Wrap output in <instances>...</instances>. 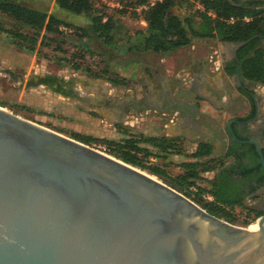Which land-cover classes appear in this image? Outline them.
<instances>
[{"label":"water","instance_id":"water-1","mask_svg":"<svg viewBox=\"0 0 264 264\" xmlns=\"http://www.w3.org/2000/svg\"><path fill=\"white\" fill-rule=\"evenodd\" d=\"M255 222L249 231L214 217L149 174L0 107V264H264V215Z\"/></svg>","mask_w":264,"mask_h":264},{"label":"trees","instance_id":"trees-1","mask_svg":"<svg viewBox=\"0 0 264 264\" xmlns=\"http://www.w3.org/2000/svg\"><path fill=\"white\" fill-rule=\"evenodd\" d=\"M148 1L119 0L122 10L117 13L124 14L128 8L145 5ZM54 4L64 12L86 17L88 26L72 27L52 14L48 15L23 6L19 0H0V16L9 19L15 29L6 31L0 26V32L9 35L18 43L28 41L33 47L37 43L38 32L44 30L46 33H58V29L64 27L73 29L79 40L91 39L104 47H114L122 30L115 15L106 13L103 7H96L89 0H54ZM178 4H187L190 8L198 4L203 11L193 10L189 15L179 17L171 13V9ZM263 5L257 0H162L143 12L146 27L132 32L126 42V51L164 55L187 47L194 40H217L221 43L239 44L251 39L237 51L239 72L243 80L264 86V50L258 45L264 36ZM21 29L31 30L34 34L27 37L20 33ZM50 79L52 82L57 80ZM72 138L87 146L104 145L109 156L150 175L169 179L173 188L208 214L228 223L236 222L233 207L237 204L228 199L220 183H211L201 177V174L213 169L211 161L203 160L210 154V147L207 144H198L194 153L189 156L191 161L180 164L182 173L168 178L163 169L166 165L150 164L149 159L164 160L167 155L180 152L179 139L160 137L99 140L77 134ZM253 153L258 161L257 168L262 169L254 148ZM261 153L264 157L263 150ZM199 182L205 183V186ZM191 188L195 189L194 192ZM205 195L211 196L212 200L204 198ZM255 216L259 217L261 214Z\"/></svg>","mask_w":264,"mask_h":264},{"label":"rangeland","instance_id":"rangeland-1","mask_svg":"<svg viewBox=\"0 0 264 264\" xmlns=\"http://www.w3.org/2000/svg\"><path fill=\"white\" fill-rule=\"evenodd\" d=\"M19 2L27 8L52 14L72 27L88 26L86 17L58 9L54 0H19ZM103 9L109 13L105 8ZM193 10H197L196 5L190 8L187 4H178L171 9V13L185 17ZM120 17L118 20L122 30L113 48L104 47L91 39L79 40L73 29L64 27H60L58 33H46L44 30L38 32L37 43L33 47L28 41L18 43L9 35L0 32V107L71 139L77 134L99 140H117V135L111 130L112 124L106 121L105 126L102 127L101 110L92 105L97 102L96 93L100 92L101 87L107 92L108 101L115 98L112 89L116 86L123 90L130 88L127 77L133 71V60L131 52L126 51V42L132 32L140 26L137 19L126 13ZM0 26L6 31L15 30L13 23L3 16H0ZM20 33L27 37L34 34L28 29H21ZM198 41V46L203 42V47L207 44L211 47L210 51H214V62L217 61L220 51L222 58L229 55L227 49L217 40ZM262 47L264 50V41ZM173 59L176 57L174 56ZM182 59L185 66L187 61L185 53H182ZM45 76L70 83L74 92L82 97V101L65 98L43 86H36L37 79ZM257 92L264 95V88H257ZM89 147L107 154L102 144ZM182 160L178 158L166 164L167 170L164 172L168 178H173L182 171L179 170ZM152 164L160 166L162 162L158 158ZM156 178L173 188L169 179ZM199 184L205 186V183L199 182ZM191 190L194 192L195 189L191 188ZM233 213L236 222L231 224L241 227L248 228L258 218L244 209L233 210Z\"/></svg>","mask_w":264,"mask_h":264},{"label":"crops","instance_id":"crops-1","mask_svg":"<svg viewBox=\"0 0 264 264\" xmlns=\"http://www.w3.org/2000/svg\"><path fill=\"white\" fill-rule=\"evenodd\" d=\"M198 42L194 40L189 46L164 55L131 52L133 71L127 77L130 88L123 90L116 86L112 89L115 94L111 101L113 106L106 107L102 103L101 124L104 127L106 121L110 124L117 122L128 126L134 133L141 131L147 138H180V152L169 154L164 160L159 159L165 165L178 158L183 159L181 163L191 161L189 156L198 144L205 143L210 147V154L203 160L211 161L213 169L201 174V177L211 183H220L221 173L232 180L239 179L243 166L238 156L227 150V139L214 135V131L227 125L235 127V121L244 118L249 109L246 105L240 107L234 104L239 98L235 90L231 94L225 92V87L232 88V83L221 69V51L217 56L218 66L215 67L212 62L214 51H210L208 44L203 47V42L198 46ZM182 53L187 58L185 66ZM174 56L176 59H173ZM193 86L197 89L194 95L189 93ZM99 90L97 99L103 101L107 92L102 87ZM115 134L120 140L122 136ZM200 136L209 141L199 139ZM260 148L264 151V144H260ZM150 150L153 152V149ZM149 160L152 164L157 159ZM234 189L225 192L228 199L237 204L233 210L244 209L254 215H263L264 188Z\"/></svg>","mask_w":264,"mask_h":264},{"label":"flooded vegetation","instance_id":"flooded-vegetation-1","mask_svg":"<svg viewBox=\"0 0 264 264\" xmlns=\"http://www.w3.org/2000/svg\"><path fill=\"white\" fill-rule=\"evenodd\" d=\"M257 1L264 4V0H257ZM263 41H264V36H262L261 40L258 43L260 47H262ZM221 44L225 49H227L226 52L227 54H229L227 57L225 55L222 58L223 60L221 63L222 65L221 69L230 78L229 80L232 82L231 85L232 88L226 86L225 92L227 94L228 93L231 94V92L235 90L238 93L239 98L241 99L238 98L237 100H235L234 104L240 107L246 105L249 109V112L244 116V118L242 119L240 118L237 121H235L237 123L235 127H233L232 125L231 126L227 125L223 127V129L221 128L215 129L214 131V135L219 134L220 136H222L221 138L227 139V150H229L230 152H234L238 156L241 166L244 167V168L241 167L243 173L242 176L239 179L238 178L235 179L236 181L230 179L225 174L221 173L219 175L220 186L224 193L230 188H235L234 190H236V188L238 187H244L247 190H251L252 188H255L256 190L262 189L264 188V166L261 164L259 159L262 169L257 168L258 161L255 154L253 153V148L255 153L256 150L255 147L250 143V141L251 140L256 141L259 146L260 144H264V95H261L260 93L257 92V88H261V87L264 88V86L243 80L241 78L240 72H239L240 75V81H239L237 78V70L239 71L237 51L239 49L235 52L236 44H228V43H221ZM212 62L215 64V67L218 66L216 61L215 62L213 61V57H212ZM50 78H54V77L45 76L38 78L35 84L36 86H43L46 89L55 92L59 96H63L65 98H70V99H78L82 101V97H80V95L74 92L70 83H68L65 80H60L58 78H55L57 80L55 82H52ZM189 93L192 95L196 94L197 93L196 87L193 86L192 88H190ZM102 103H104L106 107L107 106L110 107L112 105V102L108 101L105 98L103 101H101V99H97V102L92 106H95L94 108L101 110ZM260 111H263V113ZM111 126H112L111 130L114 133H117L122 136L120 137V140L129 139V138L139 140L140 138H147L143 135L141 131H137L134 133L128 126H124L117 122H114V124H112ZM228 133L231 134L232 138L234 139L233 141L230 139ZM176 139H180V138H176ZM199 139L201 140L205 139L207 142L209 141L204 136L202 137L200 136ZM180 144L181 141L179 142L178 150L180 149ZM263 161H264V157H263ZM249 169H251L252 171L248 172ZM263 207H264V202H263ZM262 213L264 215V208Z\"/></svg>","mask_w":264,"mask_h":264},{"label":"built area","instance_id":"built-area-1","mask_svg":"<svg viewBox=\"0 0 264 264\" xmlns=\"http://www.w3.org/2000/svg\"><path fill=\"white\" fill-rule=\"evenodd\" d=\"M92 2L96 7H103L105 10H107L110 15L115 14V18L119 19V16H123L124 14H119L117 11L122 10V5L120 4L119 0H89ZM162 0H149L145 5L141 6H132L131 8H128V11L126 14L128 16H132L133 18L138 20L139 29H145L146 27V22L143 19V12L147 11L149 8L153 7L156 3L161 2ZM196 8L198 11H203L202 7L198 4H196ZM135 14V15H133ZM117 16V17H116ZM120 17V18H121ZM204 198L207 200H212V197L209 195H206Z\"/></svg>","mask_w":264,"mask_h":264},{"label":"bare ground","instance_id":"bare-ground-1","mask_svg":"<svg viewBox=\"0 0 264 264\" xmlns=\"http://www.w3.org/2000/svg\"><path fill=\"white\" fill-rule=\"evenodd\" d=\"M146 174V173H145ZM149 177L152 179V180H155V181H158V179L152 175H149ZM249 231H256L257 230V224L256 222H254L251 226H249L247 228Z\"/></svg>","mask_w":264,"mask_h":264}]
</instances>
